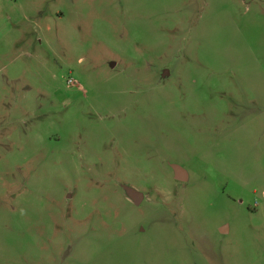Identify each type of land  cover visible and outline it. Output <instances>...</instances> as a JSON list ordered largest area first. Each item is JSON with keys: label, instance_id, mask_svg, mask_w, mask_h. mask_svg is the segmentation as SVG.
I'll list each match as a JSON object with an SVG mask.
<instances>
[{"label": "rangeland", "instance_id": "1", "mask_svg": "<svg viewBox=\"0 0 264 264\" xmlns=\"http://www.w3.org/2000/svg\"><path fill=\"white\" fill-rule=\"evenodd\" d=\"M0 264H264V0H0Z\"/></svg>", "mask_w": 264, "mask_h": 264}, {"label": "water", "instance_id": "2", "mask_svg": "<svg viewBox=\"0 0 264 264\" xmlns=\"http://www.w3.org/2000/svg\"><path fill=\"white\" fill-rule=\"evenodd\" d=\"M175 171H176V175H177V178L178 180L180 181H186V175H185V172H183L182 168L181 167H178L176 166L175 168ZM128 192L130 194V196L136 200L137 203H139L140 201V198H141V195H139L137 192H135L134 190H130L128 189Z\"/></svg>", "mask_w": 264, "mask_h": 264}]
</instances>
